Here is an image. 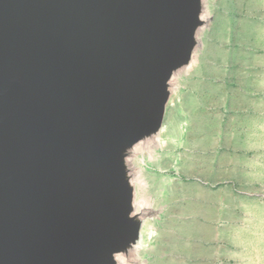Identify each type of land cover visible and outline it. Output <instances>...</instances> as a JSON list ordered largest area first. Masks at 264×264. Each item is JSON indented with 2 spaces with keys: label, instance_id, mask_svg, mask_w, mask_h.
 <instances>
[{
  "label": "rangeland",
  "instance_id": "374dc122",
  "mask_svg": "<svg viewBox=\"0 0 264 264\" xmlns=\"http://www.w3.org/2000/svg\"><path fill=\"white\" fill-rule=\"evenodd\" d=\"M199 1L159 119L119 149L142 224L113 264H264V0Z\"/></svg>",
  "mask_w": 264,
  "mask_h": 264
},
{
  "label": "bare ground",
  "instance_id": "6f19581e",
  "mask_svg": "<svg viewBox=\"0 0 264 264\" xmlns=\"http://www.w3.org/2000/svg\"><path fill=\"white\" fill-rule=\"evenodd\" d=\"M198 1L199 0H178L180 8V12H178L180 14L178 15L180 19L178 21L176 15L172 16V20L169 19L167 21V30L173 38H176V42L179 45L178 47L170 45V49H168L167 52L168 56H173L178 60H186L188 58L192 32L188 29L181 28L182 22H180V20H186L188 22L189 20L192 21L194 18H197ZM126 4L127 1L125 0L116 1L115 8H125ZM28 8V6L23 5L19 0H15L14 2L11 0H0V142L2 139L3 143L6 142L5 139L9 138L7 135L3 134V132L5 133V122L15 117V115L12 114H15L13 109L15 108L16 110V106L17 121L25 125L24 127L26 129L30 128L33 132H36L39 130V127H30V124L32 125L34 122L30 124L29 122H25L21 118L20 113H23L24 109L30 112L31 110L33 112L37 111L38 113L36 115H38L40 111L52 112L56 106L62 105L65 101V98L58 96L57 92L64 94L67 90H63V88L72 82L71 78L57 80L66 70L62 72L56 71V73L53 70L52 79L47 83L45 82L48 78L47 73H43L42 75L39 74L40 71L44 69L46 60L41 59L29 61V63L25 62L24 58L26 54H30L32 50L40 47L37 45L33 49V44L35 43L33 39L37 37L44 43L46 35L54 32L56 27L53 24H49L43 29L38 28L30 31V34H28L26 30L29 29V22L31 21L29 17L24 18ZM113 10V6H102L99 9V13L101 15H108L111 14ZM147 10V6H140L135 14L134 5L126 7L122 13L124 23L122 26H118L117 29H113L111 33L120 35L121 32L126 29L125 27L130 26V17L132 18L134 15L139 17V15L145 14ZM111 19L115 21L118 19V15L115 14ZM66 30V27H62L61 30L55 32L53 35L61 36ZM89 30V35L97 38L104 36L107 30L110 31L107 25H97L94 28L90 26ZM150 30L151 28L139 29V39L137 41L134 39L135 34L132 36V33H130L128 35L129 45L126 44L124 47L125 52H121V48L116 45L114 39H111L110 36L97 40L99 43L101 42L103 51L107 53L105 59L101 60V64H103L101 69L104 71L101 73L104 75L107 74V70L117 67L118 65L121 67L131 65L124 63L122 66L118 63V58H122L124 61L125 59H130V61L133 60V62L135 61V63L127 69L131 77L123 90L126 94L130 92L136 94V91H138L140 96L143 95L141 89L135 86V78L147 76L154 79L153 84L148 90L151 107L149 108L147 105H139V103H137V107L133 108L131 105L134 99L128 96L123 97L121 102L117 101L115 98L111 99L108 92H112L113 90L117 92L120 86L125 84V77L119 76H115L110 80L108 91L105 87V92L101 90L96 95L90 93L83 97V105L87 103H103L114 109L116 106L118 108L116 110L118 113L114 110V113L116 112L115 115L111 118L108 117L109 119L106 121L104 120V116L107 110L93 113L86 110L82 112L80 119L78 115L75 114L69 118L71 124L70 137L66 141L67 143L64 142V146L59 147L57 153L60 154L65 146L68 147L67 149H71L70 152L74 151V157H68V161L75 162L74 165L76 167L73 172L68 175L66 174L68 170H62V172L57 171V173L62 176L63 181H66V190L63 188L62 191H60L56 184H51L45 188V192L50 195L58 190V195L56 199H52V203L54 205L59 203L64 204L58 207L61 215L59 216L65 223H68V227L58 225L59 228H55L57 223H51L50 220L45 219L43 217V212L38 214L40 216H36V219L40 218L41 223L52 226V234L57 232L61 243L64 241L65 246L62 247L61 245L60 247L64 259L60 260V254L59 256H53L54 250L48 249L44 252V256L39 252L43 259L50 258L51 260L50 263L42 262L43 264H76L78 258L77 261L80 259L84 262L88 260L87 264H113L112 250L115 248V238H113V236H115L114 234H116L117 229L123 228L129 231L132 235L131 237L135 239H133L134 242L138 243L141 238L140 225L142 222L139 226L137 224V228L136 225L134 228H131L123 224L124 216L130 210L132 195L128 188V179L122 177L121 169L123 165L118 161V154H120V144L122 145L127 139L133 137L138 130L143 128L144 125H149L152 120L153 122H157V116L162 110V102H164L167 96V91L163 82L170 75L171 68L168 65L166 66L164 64L165 62L162 64L158 62L164 55L159 53L160 51L157 52L155 50L156 47H154V44L148 42L147 36ZM157 31L158 29L154 32ZM97 41H95V43H98ZM166 42L167 40L163 39L161 44ZM59 43V41L52 40L51 47L58 48ZM68 43L69 41L64 42L65 45ZM72 51L75 53L76 49ZM38 52L39 50H35L32 54L39 55L40 53ZM88 53L86 54L83 50L87 65L89 64L88 59L91 58L88 56ZM62 60H65V55L60 56V63ZM54 66L55 64L51 65L50 68L53 69ZM83 68L85 69L86 67ZM88 69H90V67H88ZM94 82H96V80H94ZM146 84L150 83L147 82ZM33 87L37 88L38 94L35 98L33 97V102L32 100L28 102V99H25V97L33 92ZM84 91L85 89L82 83L79 86L77 85L75 90L76 94L78 93L83 96ZM30 99L32 98L30 97ZM23 100H25V107L20 108L23 104ZM73 106V104H69L63 107L61 109L62 113L70 112ZM148 112L151 114H148ZM57 115L58 113H55L54 116L56 117ZM35 119L38 121L41 120V118L36 116L32 121H35ZM67 127L68 126L64 125L58 130L55 129L54 126H52V128L49 127L44 136L47 137L50 134L51 139L56 141L59 136L66 134ZM51 130L53 131L52 134ZM2 134L4 137H2ZM40 139L43 143L48 142L43 137H40ZM127 142L129 141L127 140ZM20 145L21 144L18 146L17 143V149H19ZM1 151L3 155L0 153V156L3 159L8 151L5 149ZM67 153L68 152H66V154ZM17 166L18 163H14L11 168L14 169ZM17 185L18 182L10 181L8 186L13 189L17 187ZM92 185L96 187L97 190L92 189ZM29 187L32 188L31 185ZM22 192L23 194L20 193L19 199H24L26 196V190ZM12 197L13 196L9 194L8 190L3 187V184H0V206H5L9 200H12ZM74 212L77 213L75 214L76 217L86 221L85 227L82 226L83 223H77V220L76 223L71 221V214ZM67 213H69L71 217H66ZM6 216L7 214L1 216L0 225H6L10 222L11 217ZM34 223L35 222H33V224ZM26 224L28 225V223ZM33 224L31 225L34 226ZM75 228H80L83 232L79 231V235L72 236L71 233L74 232ZM47 231L48 230H44L45 233ZM134 232H138L139 236L133 235ZM118 234L122 235L125 233L122 232ZM65 237H67L66 241ZM29 244V241L12 237L7 230L0 229V264H35L33 258L35 253L30 248ZM34 244H36V242ZM31 253L34 254L32 255Z\"/></svg>",
  "mask_w": 264,
  "mask_h": 264
},
{
  "label": "water",
  "instance_id": "95a60500",
  "mask_svg": "<svg viewBox=\"0 0 264 264\" xmlns=\"http://www.w3.org/2000/svg\"><path fill=\"white\" fill-rule=\"evenodd\" d=\"M11 1L14 2L15 0ZM116 1L122 0H19V2H22L23 5L29 7L26 14L24 15V18L29 17L31 21L29 22V29L26 30L28 31V34H30L29 32L32 30H36L38 28L43 29L49 24H53L56 26L54 32L46 35L44 43L41 42L37 37L33 39L35 40L33 49L37 45L40 46L37 47L38 49H35L39 50L38 53L40 54L34 55L32 53H34L35 50H32L30 54H26V57L24 58L25 62L29 63V61L41 59L46 60V65L39 74L42 75L43 73H47L48 78L45 80V82L47 83L52 79L53 70L55 71V73L56 71L62 72L66 70V72L58 77L57 80H61L64 78L72 79V82L63 88V90H67L64 94L57 92L58 96L65 98V101L62 105L56 106L55 109L52 110V112L40 111L39 114L36 115L38 113L37 111L33 112L31 110L30 112L29 110L24 109V112L20 113L21 118L25 122H29V124L31 122H34L32 125L30 124V127H39V130L33 132L32 129H26L24 127L25 125H22L19 121H17L18 116L16 106V110L15 108L13 109L15 114H12L15 115V117L5 122V133L3 132V134L7 135L9 138L5 139L6 142L4 143L2 139L0 142V147H2L0 148V153L3 155L1 151L2 149L8 151L3 159L0 156V184H3V187L8 190L10 195L13 196L12 200H9V202L5 206H0V220L2 218L1 216L4 214H7L6 217H11L10 222H8L6 225H0V229L7 230V232H9L12 237H17L18 239L29 241V246L36 255L35 256L33 255L34 253H31L33 255L35 264H43L42 262L50 263V258L43 259V257H41V254H39L40 252L42 253V256H44V252L48 249L54 250L53 256H59L60 254V260L64 259L63 254H61L62 250L60 249L61 245L62 247L65 246L64 241L61 243L60 237L58 236L57 232L52 234V226L47 225L46 223H41L40 218L36 219V216H40L38 214H41L43 212V217L45 219L50 220L51 223H57L55 228H59V226L68 227V223H65L64 220H62V218L60 217L61 215L58 208L60 207V205L64 204L59 203L54 205L52 203V199H56L58 195V190L57 192L50 195L45 192V188L51 184H56L58 185L60 191H62L63 188L64 190H66V181H63L62 176L59 175L57 171L62 172V170H68V172L66 173L68 175L72 173L76 167L74 165L75 162L68 161L69 158L74 157V151L70 152L71 149H67L68 147L65 146L60 154L57 153L59 147L64 146V142H66L70 137L71 124L69 118L75 114L78 115V118L80 119L82 112L86 110H89V112L91 113L107 110V113L104 116V120L106 121L114 116L116 112L118 113V111H116L118 109L116 106L114 109L112 107H109V105L103 103H87L83 105V97L90 93L96 95L101 90L104 91L105 87L108 91L110 80L115 76H119L125 77V84L120 86V88L118 89L119 91L117 92L114 90L112 92H108V95L109 97H111V99L115 98L117 99V101L121 102L123 97L128 96L129 98L134 99L131 105L133 106V108L137 107V103H139V105H147V107L149 108L151 107L148 90L153 84L154 79L147 76L135 78V86L141 89V93L143 95L140 96L138 91H136V94L133 92L126 94L123 90L125 89L124 87H126L128 80L131 77L129 70L127 69L131 67L132 64L135 63V61H130V59H125L124 61V59L118 58V63L122 66L124 63H128L131 65L126 67H121L120 65H118L117 67L107 70V74L104 75L103 73H101L104 72L101 69V67L103 66V64H101V60L105 59L107 53L106 51H103L101 42L99 43L97 40L103 39V37L110 36L111 39H114L116 45L121 48V52H125L124 47L126 44H128V35L130 33H132V36L135 34L134 39H136L137 41L139 39V29L151 28L150 32L148 33L147 40L149 43L154 44V47H156L155 50L157 52L160 51L159 53H162V55H164L162 59L160 58L158 60V62L161 64L165 62L164 64L166 66H170L172 71L174 67L181 60H183H178L173 56H168L167 54L168 49H170V45L173 47H178L179 45L176 42V38H173L167 30V21L169 19L172 20V16L176 15V19H178V21L180 19V16L178 15L180 14L178 13L180 12L178 0H125L127 1V4L125 8L122 9L115 8ZM131 5L135 6V14L140 6H147L148 10L145 12V14L139 15V17L135 15L132 18L130 17V26L127 25L128 27H125L126 29H124L120 35H115L116 33L112 34L111 32L113 29H117L118 26H122V24L124 23V17L122 14L123 10ZM102 6H113L114 10L111 14L101 15L99 13V9ZM197 7L198 12L200 3L197 4ZM115 14L118 15V19L112 21L111 18ZM180 22H182L181 28H185L193 32V26L197 23V20L196 18H194L192 21L189 20L187 22L186 20H180ZM88 25H90L92 28L96 27L97 25H107L110 31L107 30L105 35L100 38L92 37L89 35L90 26ZM62 27L67 28L66 32L61 34V36H54L53 34L61 30ZM156 29H158V31L154 32ZM163 39H166L167 42L161 44V41ZM52 40L60 42L58 48L51 47ZM65 41H69V43L65 45ZM95 41H97L98 43H95ZM73 49H76L75 53L72 51ZM88 49L90 50V52ZM83 50L86 54L89 52L88 56L92 58L88 59V65L86 64ZM61 55H65V60H62L60 63L59 58ZM53 64H55V66L52 69L50 68V66ZM83 67L86 68L84 69ZM88 67H90V69H88ZM94 80H96V82H94ZM147 82H149L150 84H146ZM81 83L85 89L83 96L75 93L77 85L79 86ZM37 94V88L33 87V92L29 96H26L25 99H28V102L29 100H32L33 102V99ZM30 97L32 99H30ZM24 103L25 100H23V104L20 106V108L25 107ZM69 104L74 105L70 112L62 113L61 109ZM163 105L164 102H162V110ZM114 110L116 111L115 113ZM161 112H159L157 116L158 119L161 115ZM55 113H58L56 117L54 116ZM149 113L150 112H148V114ZM36 116H38V118H41V120L38 121L36 120V118L35 121H32V119ZM64 125L68 126L66 134L59 136L56 141L51 139L50 134L47 137L44 136V134L47 133L49 127L52 128V126H54V128L58 130ZM52 132L53 131L51 130V134ZM3 134L2 137H4ZM40 137L45 138L48 142L43 143ZM127 140L124 143H127ZM17 143L18 146L19 144H21L19 149H17ZM122 145H119V149L122 147ZM66 152L68 153L66 154ZM14 163H18V166L12 169L11 166ZM10 181L18 182L17 187L13 189L9 188L8 185L10 184ZM30 185L32 186V188L29 187ZM92 189L97 190V188L94 186ZM24 190H26L27 192L26 196L24 197V199H19L20 195L23 194L22 191ZM75 212L71 214V221L73 223H76L77 220V223L81 222L83 223L82 226L85 227L86 221L80 219L79 217H76L75 214L77 213ZM66 217L71 216L69 213H67ZM33 222L35 223L33 224ZM26 223H28V225ZM31 224H33L34 226H32ZM79 229L80 228H75L74 232L71 233V235H79V231H82V229ZM44 230L48 231L45 233ZM123 230V228H120L117 229V232H129L127 230ZM117 232L116 234H114L115 236H113V238H116V236L119 235ZM134 235L138 237L139 233L134 232ZM125 236L128 235L126 234ZM66 238L67 237H65V241ZM114 240L118 241L117 239ZM35 242L36 244H34ZM116 249L117 246L115 243V248H113L112 253ZM77 260L76 264H87L88 261L85 260L84 262L81 259L79 261Z\"/></svg>",
  "mask_w": 264,
  "mask_h": 264
}]
</instances>
